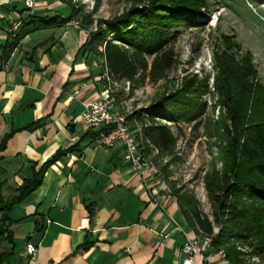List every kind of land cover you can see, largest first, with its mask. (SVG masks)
Here are the masks:
<instances>
[{"label": "crops", "instance_id": "1", "mask_svg": "<svg viewBox=\"0 0 264 264\" xmlns=\"http://www.w3.org/2000/svg\"><path fill=\"white\" fill-rule=\"evenodd\" d=\"M75 7L71 0H36L31 12L24 0H0V143L15 131L0 155L4 197L15 196L58 151L78 145L9 214V264H177L183 245L197 233L174 191L153 181L149 164L144 176L127 164L121 142L104 147L90 138L80 141L89 131L81 121L84 103L111 89L113 113L129 109L125 101L116 104L104 59L80 53L88 31L69 25L42 29L8 49L16 22L29 16L67 19ZM39 121L41 127L24 130ZM86 241L92 245L84 250ZM28 244L38 249L35 259ZM205 261L228 264L212 250Z\"/></svg>", "mask_w": 264, "mask_h": 264}, {"label": "trees", "instance_id": "2", "mask_svg": "<svg viewBox=\"0 0 264 264\" xmlns=\"http://www.w3.org/2000/svg\"><path fill=\"white\" fill-rule=\"evenodd\" d=\"M126 1L131 5L122 14L98 22L97 30L88 32V39L80 53L104 59L111 80L134 83L138 82V78L160 80L174 63L171 52L167 51L168 45L177 39L181 28L205 25L206 12L203 9L207 10L208 2L212 0ZM75 13L73 8L67 19L29 16L22 22L8 49L12 51L17 42L30 33L65 26L73 20ZM220 40L223 49L214 53L217 69L215 90L218 105L226 109V113L216 122L212 136L219 141L218 155L222 168H214L204 178L214 210L213 221L197 210L192 198L175 196L197 236L213 238L210 250L228 247L227 259L232 264H238L239 257L233 242L253 248L258 255L264 254V84L257 82L252 56L249 53L240 56V45L232 36L222 35ZM148 57L154 58L151 64ZM199 84L197 76L186 77L182 89L173 94L165 93L156 108L166 106L170 109L173 116L169 122L192 123L201 119L206 105L199 104V101L208 88L207 84ZM187 112L189 117L185 120L183 114ZM153 113L155 118H151L150 124L143 130L144 136L161 152H169L176 139L168 126L155 122L156 118H166L156 111ZM42 125L43 121H39L24 130L34 131ZM106 131L89 130L80 141L86 138L95 140ZM14 133L11 131L2 139L0 155ZM77 147L58 151L39 172L34 171L32 177L17 189L16 195L9 199L3 195L4 181L0 172V264H9L14 255L9 214L41 186L50 166L74 153ZM215 227L219 228L218 236L215 235ZM91 245L86 241L82 248L86 250ZM203 264H207L206 261Z\"/></svg>", "mask_w": 264, "mask_h": 264}, {"label": "rangeland", "instance_id": "3", "mask_svg": "<svg viewBox=\"0 0 264 264\" xmlns=\"http://www.w3.org/2000/svg\"><path fill=\"white\" fill-rule=\"evenodd\" d=\"M76 6L73 20L80 22L79 29L95 32L98 22L109 20L122 14L130 7L126 0H71ZM206 23L202 27L181 28L177 39L170 43L174 63L160 80L149 78L138 82L111 80L116 104L125 101L128 104V119L133 130H140L146 148L144 154L147 164L154 167L153 181L164 184L166 192L192 198L199 212L214 219V210L205 189L204 178L214 168L221 169L222 162L218 155V140L212 136L215 124L226 113L218 105L215 90L217 74L214 53L222 50L221 36H232L240 45V56L249 53L257 70V82L264 84V0H212L208 2ZM98 58V57H97ZM153 57H148L149 63ZM197 76L199 85L207 84L208 91L201 96L199 104L206 105L205 115L192 123L169 122L173 114L166 106L156 108V104L166 94L178 92L183 87L186 77ZM128 88V89H127ZM203 89V88H202ZM153 111L166 118H156L155 122L169 127L176 142L169 152H161L144 136L146 126L153 118ZM189 113L183 114L187 120ZM155 118V117H154ZM149 162V163H148ZM185 208L188 206L185 204ZM219 228L215 227L218 236ZM239 257L238 264H264V254L254 253L253 248L234 243ZM228 247L223 251L225 260Z\"/></svg>", "mask_w": 264, "mask_h": 264}, {"label": "built area", "instance_id": "4", "mask_svg": "<svg viewBox=\"0 0 264 264\" xmlns=\"http://www.w3.org/2000/svg\"><path fill=\"white\" fill-rule=\"evenodd\" d=\"M36 0H24L27 11H33ZM22 21L13 25V32L21 27ZM67 26L80 28V22L71 20ZM129 86V81L127 82ZM128 89V88H127ZM111 89L105 92V96L99 100L83 104L81 121L85 123L89 130H107L100 134L94 141L99 146L112 147L121 142L124 147L123 160L134 168L140 175L144 176L147 162L144 154L143 138L139 134L140 130H133L128 119L129 109L124 113H113V98ZM213 238L211 236H195L188 238L181 249V258L177 264H203L206 253L212 248ZM27 253L31 259H35L38 249L33 244L27 245ZM225 260L223 251L218 253Z\"/></svg>", "mask_w": 264, "mask_h": 264}, {"label": "bare ground", "instance_id": "5", "mask_svg": "<svg viewBox=\"0 0 264 264\" xmlns=\"http://www.w3.org/2000/svg\"><path fill=\"white\" fill-rule=\"evenodd\" d=\"M197 260H199V258H197Z\"/></svg>", "mask_w": 264, "mask_h": 264}]
</instances>
